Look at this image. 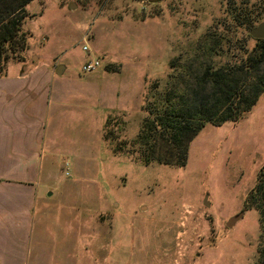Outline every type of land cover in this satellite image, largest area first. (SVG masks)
Here are the masks:
<instances>
[{"label":"rangeland","instance_id":"rangeland-1","mask_svg":"<svg viewBox=\"0 0 264 264\" xmlns=\"http://www.w3.org/2000/svg\"><path fill=\"white\" fill-rule=\"evenodd\" d=\"M25 12V61L5 72L63 67L51 82L48 175L28 264L255 261L259 216L245 197L264 160V92L236 122L205 123L182 166L144 164L134 137L168 61L207 31L222 39L218 61L240 57L255 44L249 29L264 19V0H30ZM94 59V69L81 70Z\"/></svg>","mask_w":264,"mask_h":264},{"label":"trees","instance_id":"trees-1","mask_svg":"<svg viewBox=\"0 0 264 264\" xmlns=\"http://www.w3.org/2000/svg\"><path fill=\"white\" fill-rule=\"evenodd\" d=\"M29 1L0 0V76L9 62L25 60L29 34L22 23ZM220 41L207 31L188 54L168 61L163 88L155 90L157 81L149 87L134 137L144 164L184 165L188 144L205 123L236 122L264 92V39H256L240 57L223 62L215 58L222 54ZM245 207L256 209L259 216L257 257L251 264H264V160L246 194Z\"/></svg>","mask_w":264,"mask_h":264},{"label":"crops","instance_id":"crops-1","mask_svg":"<svg viewBox=\"0 0 264 264\" xmlns=\"http://www.w3.org/2000/svg\"><path fill=\"white\" fill-rule=\"evenodd\" d=\"M58 66L0 76V264L30 260L32 214L48 175L41 169L45 121Z\"/></svg>","mask_w":264,"mask_h":264},{"label":"water","instance_id":"water-1","mask_svg":"<svg viewBox=\"0 0 264 264\" xmlns=\"http://www.w3.org/2000/svg\"><path fill=\"white\" fill-rule=\"evenodd\" d=\"M149 1H153V0H149ZM249 34L254 39H264V19L260 21L259 23H257L255 26H252L249 29ZM62 68H63L62 66H58L56 69V72L60 73ZM203 204H206V205L208 204L205 198L203 199ZM241 216H242V211H239L236 214H233L227 219L226 226L228 227L232 226L235 223V221L239 219Z\"/></svg>","mask_w":264,"mask_h":264},{"label":"built area","instance_id":"built-area-1","mask_svg":"<svg viewBox=\"0 0 264 264\" xmlns=\"http://www.w3.org/2000/svg\"><path fill=\"white\" fill-rule=\"evenodd\" d=\"M82 49H87V47L85 45H83ZM97 64H98V61L96 59L84 61L81 65V70L90 71V70L94 69Z\"/></svg>","mask_w":264,"mask_h":264}]
</instances>
